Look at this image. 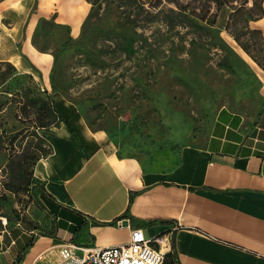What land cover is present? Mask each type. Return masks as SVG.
<instances>
[{"label": "crops", "instance_id": "obj_1", "mask_svg": "<svg viewBox=\"0 0 264 264\" xmlns=\"http://www.w3.org/2000/svg\"><path fill=\"white\" fill-rule=\"evenodd\" d=\"M89 12L88 0H0V64L13 68L5 82L31 77L52 119L38 130L46 151L32 170L52 222L9 226L4 216L0 264H55L64 242L125 243L133 226L170 235L178 264H264V69L244 59L262 99L255 114L224 101L202 135L141 143L120 126H91L52 86L41 23L76 38Z\"/></svg>", "mask_w": 264, "mask_h": 264}, {"label": "rangeland", "instance_id": "obj_2", "mask_svg": "<svg viewBox=\"0 0 264 264\" xmlns=\"http://www.w3.org/2000/svg\"><path fill=\"white\" fill-rule=\"evenodd\" d=\"M88 1L90 12L76 38L66 27L45 21L38 43L53 50V88L68 96L91 126H120L141 143L168 146L186 140L191 131L202 135L224 101L247 114L257 111L258 81L245 60L255 67L261 66L254 58L264 64V15L244 28L240 14L237 40L222 18L214 25L192 16L170 20L165 15L170 8L178 11L175 0L156 6L149 2L155 0H145L141 8L133 0ZM206 3L215 13V0H201ZM224 10L222 17L231 9ZM12 73L11 66L0 64V107H7L0 114V168L6 174L0 216L9 226L51 223L41 183L32 173L46 151L38 136L46 108L28 75L5 82ZM27 177L29 184L23 181Z\"/></svg>", "mask_w": 264, "mask_h": 264}, {"label": "built area", "instance_id": "obj_3", "mask_svg": "<svg viewBox=\"0 0 264 264\" xmlns=\"http://www.w3.org/2000/svg\"><path fill=\"white\" fill-rule=\"evenodd\" d=\"M40 91H45L40 87ZM0 168V187H4L6 174ZM2 224L7 223L0 216ZM121 226V223H117ZM50 250L49 252H51ZM172 251L168 234L146 236L140 227H131L130 239L125 243L98 245L76 241L64 242L53 249L55 264H163L165 256Z\"/></svg>", "mask_w": 264, "mask_h": 264}, {"label": "trees", "instance_id": "obj_4", "mask_svg": "<svg viewBox=\"0 0 264 264\" xmlns=\"http://www.w3.org/2000/svg\"><path fill=\"white\" fill-rule=\"evenodd\" d=\"M210 0H206L208 2ZM230 3H226L225 0H215L217 7H216V12L212 13L210 12L209 4H203L201 5V0H189L188 3L184 4L181 1L175 0L174 2L176 3V9L175 8H170L168 11L169 14H166L165 16L168 17L170 20L177 21L178 15L180 16H192L195 19L201 21V22H206L208 25H214L216 22H218V19L222 18V24L225 26V28L230 32L233 33L236 37L237 40H239V34L235 33L234 30L236 29L237 26V21L239 18V15L244 13V18H245V23H244V28L248 27V21L251 19H258L264 15V7H263V1L264 0H253L252 5L248 6V0H229ZM145 0H133L132 3L135 4L137 7H142L144 5ZM152 6L159 5L161 0H155L154 3L152 1H149ZM201 6V7H200ZM204 6L207 8L205 9ZM224 6H228L231 10L228 11L225 20L224 16L226 10L223 11ZM244 11V12H243ZM221 12V13H220ZM89 15V14H88ZM181 20V18H180ZM254 58V57H253ZM255 61L258 62V64L264 68V64L259 61L257 58H254ZM44 103V109L46 108V113H44L46 117V122L41 124L42 126H47L49 124V121L52 119L50 118V112L51 108L48 104V101L46 99H42ZM22 166V165H21ZM33 173V172H32ZM16 181V177H13ZM30 177L24 179V183L29 184ZM22 181V182H23ZM2 226V223H0ZM1 228V227H0ZM166 258H170L171 264H178V261L176 259V256L174 254V251H170L166 254ZM164 260V261H165ZM18 262V259L15 260L14 264Z\"/></svg>", "mask_w": 264, "mask_h": 264}]
</instances>
